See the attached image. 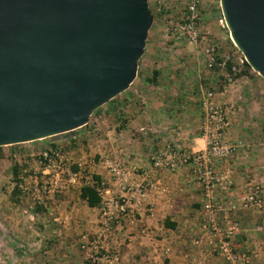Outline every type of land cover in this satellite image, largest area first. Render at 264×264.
Listing matches in <instances>:
<instances>
[{"label": "crops", "instance_id": "crops-1", "mask_svg": "<svg viewBox=\"0 0 264 264\" xmlns=\"http://www.w3.org/2000/svg\"><path fill=\"white\" fill-rule=\"evenodd\" d=\"M227 38L229 42L230 35ZM203 70L206 74H201L196 85H188L183 91L173 87L162 69L156 67L149 77L135 83L134 88L131 85L129 90L110 101L112 104L101 107L104 110L114 108L119 120V136L112 145H105L100 153L103 162L94 174L100 177L104 187L102 199H117L124 195L132 199L131 213L116 228L115 244L121 264H224L221 257L212 252L201 230L205 220L204 197L200 186L191 183L192 167L170 172L154 169L150 161L156 150L171 142L187 150L204 148L200 101L205 91L213 90L216 101L230 107V141L251 140L236 157L218 163V169H230L240 188L249 183L264 186V147L258 143L264 138V99L258 94L260 88L264 89V79L253 78L254 73L245 69L247 75L228 85L223 82V74L218 73L221 70ZM255 80L258 83L253 82ZM245 109L247 112L244 113ZM108 114L103 116V124L110 118ZM249 118L253 123H248ZM144 128L147 134L142 133L141 137L140 130ZM109 162L119 164L121 177L111 173ZM123 181L135 189L141 185L146 200H141L138 189L135 193L125 194L120 186ZM82 186H72L75 188L69 187L49 196L50 205H44L46 209L40 215L31 211L29 219L20 214L18 226L21 230L9 225L13 233L6 231L2 240L4 244L17 240L21 247L19 252L29 253L31 257H0V264H5V259L8 264H85L80 247L97 230L101 205L89 207L80 197ZM261 214L264 212H222L218 220L225 226L239 221L241 231L235 237L236 245L241 249H252L251 226L259 223L257 218ZM39 236H48L52 245L43 252L46 256L33 257V253L38 255L43 251L40 241H36ZM197 241L200 243L196 244ZM258 250L255 247L254 252Z\"/></svg>", "mask_w": 264, "mask_h": 264}, {"label": "water", "instance_id": "water-1", "mask_svg": "<svg viewBox=\"0 0 264 264\" xmlns=\"http://www.w3.org/2000/svg\"><path fill=\"white\" fill-rule=\"evenodd\" d=\"M230 39L264 79V0H220ZM149 0H0V147L88 125L138 77Z\"/></svg>", "mask_w": 264, "mask_h": 264}, {"label": "rangeland", "instance_id": "rangeland-1", "mask_svg": "<svg viewBox=\"0 0 264 264\" xmlns=\"http://www.w3.org/2000/svg\"><path fill=\"white\" fill-rule=\"evenodd\" d=\"M159 1H161V4H159ZM187 1L188 0H149V6L154 15V22L149 31L145 54L139 62L138 77L132 85V88H134L135 83L137 84L141 79L149 77L156 67L162 69L170 84L180 90L186 89L188 85H196L201 74H206V72H203V69L209 68L205 61V44H194L187 40H178L172 34L173 27L180 23L185 16ZM200 16V29L205 35H208L216 45L218 56L233 59L235 65L239 67V70H244L242 63V60H245L244 56L235 45L233 46L230 41L228 42V38L226 40V37H228L230 33L227 30L226 23L222 16L220 0H202V4L200 5ZM236 49L239 52L236 53ZM210 70L213 72V70L216 69ZM218 73H221V75L223 74L222 77H224L223 82H225V84L229 85L235 83V79L230 83L226 81L224 71H219ZM253 73V78L257 77L261 79V76L256 72L253 71ZM253 82L258 83L256 80ZM258 94L264 99V89L260 88ZM245 112H247V109H245L244 113ZM105 113L106 115L107 113L111 115L108 114L110 118L106 120V124H103V116ZM249 119L248 123H253L251 119ZM118 123L119 120L118 117H115L114 108H110L109 110L100 108L91 117L88 124L90 128H85L87 130L78 129L71 133L41 141L6 146L0 150V257H31L29 253L26 255L19 252L21 247L13 236L10 237H13L15 241L9 242L13 245L3 243L2 238L6 231L13 233L12 230L14 228H20L21 230L22 227H19L20 214L24 218L31 216V211H35L36 213L39 212L37 213L39 215L42 214L43 209H46L44 205L47 207L50 205L51 200H49V196L59 194L60 191H65L69 189V187L72 189L82 184L84 185L85 183L92 182V176L97 174L98 166L103 162V157L100 153L103 151L105 145H112L115 143L114 139L116 136H119L117 130ZM140 133L142 137L144 133ZM250 141L251 140L248 139L247 141L246 139L242 140L240 143L246 149V145ZM52 143L61 146L66 169L72 172V166L76 165L78 168H81V173L79 178L80 184L75 187L69 186L67 189H58L54 193H49L40 187L42 181L46 177L42 173L40 165L38 164V159L42 151L51 149ZM258 143L261 145V148L264 147V138L258 141ZM15 164L22 168L21 179L23 181L19 184L18 193L14 192L17 184L13 181L12 176V167ZM61 177L66 179L65 174ZM37 187L40 189L39 191H36ZM105 201H107V199H105L104 202ZM100 217L101 211L97 214L98 222ZM259 217V219L257 218L259 223H256L255 226H251V234L254 238L252 240L256 243H253L251 240L253 248L242 249L252 258L253 264H264V218L261 219V217H264V214H261ZM28 218L30 219V217ZM9 225H11L13 229L9 228ZM21 226H24V224ZM24 228H26V226ZM47 237H37L36 241L37 243L40 241L43 251L38 253V255L33 253V257L46 256L43 252L48 251L52 245L51 240ZM92 237L93 234H90L87 239ZM255 247L259 249V252H254ZM5 260V264H8V260Z\"/></svg>", "mask_w": 264, "mask_h": 264}, {"label": "built area", "instance_id": "built-area-1", "mask_svg": "<svg viewBox=\"0 0 264 264\" xmlns=\"http://www.w3.org/2000/svg\"><path fill=\"white\" fill-rule=\"evenodd\" d=\"M201 4L202 0L187 1L185 16L180 23L173 27L172 34L178 40L205 44L204 55L207 67L209 69L219 67L221 71L225 72L226 81L233 82L234 76L238 73V66H232L231 70H228V57L218 63L216 45L200 29ZM200 107L202 114L201 136L204 148L187 150L178 143H167L164 148L156 150L151 155L152 167L177 172L185 166H191V183L199 185L203 192L202 210L205 220L201 225V230L212 252L221 257L224 264H253L248 253L240 249L235 242L236 235L241 231L240 222L233 221L225 226L219 222L218 215L222 212L236 213L247 210L264 212V186L258 183H249L247 187L240 188L236 185L230 169L224 171L218 169V163L230 161L244 150V146L240 142L230 141V107L218 103L213 90L203 93ZM140 132L147 134L145 128ZM38 164L46 177L40 187L49 193L80 184L81 168L78 173L66 169L60 147L42 151ZM108 168L115 176H122L121 168L117 162H109ZM64 174L66 179L61 177ZM120 186L125 194L135 193L138 189L141 200L145 201L147 198L141 185L135 189L123 181ZM39 190L37 187L36 191ZM103 193L104 189L101 190V195ZM131 200V197L127 195L105 202L102 200L98 228L91 239L85 240L81 244L85 264H121L118 247L115 244L116 228L131 213ZM199 243L200 241L196 242V244Z\"/></svg>", "mask_w": 264, "mask_h": 264}, {"label": "trees", "instance_id": "trees-1", "mask_svg": "<svg viewBox=\"0 0 264 264\" xmlns=\"http://www.w3.org/2000/svg\"><path fill=\"white\" fill-rule=\"evenodd\" d=\"M164 12H166V11H164ZM230 42L234 46V44L231 40H230ZM223 59H225V57L218 56V63L223 61ZM227 64H228L227 65L228 70H231V67L235 66L233 59H229ZM243 66H244V70H242V71H240L239 67H238V73H236V75L234 76L235 80H237V79L241 78L242 76L248 74L247 71H245V69L252 71L251 67L249 66V64L245 60L243 61ZM215 69L218 71L220 70L219 67H216ZM154 72L157 75V71H154ZM59 147L61 148V146L59 144L52 143V145H51V149H57ZM2 148L3 147H0V150ZM72 170L75 173H78L80 171V169L76 165L72 166ZM21 172H22V168L20 166H18L17 164H15L12 167L13 181L17 184L15 189H14L15 193L19 192V184H21L23 181L21 179V177H22ZM103 189H104V187L102 186V182H101L100 177L98 175H93L92 176V184H89V183L84 184L81 187L80 197L84 202H86V204L89 207H92V208L99 207L102 203V200H103L102 195H101V190H103Z\"/></svg>", "mask_w": 264, "mask_h": 264}]
</instances>
